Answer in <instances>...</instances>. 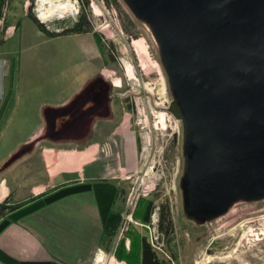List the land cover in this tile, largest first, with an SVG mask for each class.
<instances>
[{"label":"rangeland","instance_id":"obj_1","mask_svg":"<svg viewBox=\"0 0 264 264\" xmlns=\"http://www.w3.org/2000/svg\"><path fill=\"white\" fill-rule=\"evenodd\" d=\"M86 1L10 0L3 6L0 24L8 29L0 47V189L5 187L0 202H28L35 197L30 189L42 194L46 171L41 146L54 143L38 142L32 152L3 166L37 131V115L46 105L73 99L79 68L87 74L104 67L121 91L114 104L117 128L86 151L83 163L92 162L86 170L82 166L77 171L78 165L66 166L61 160L55 163L61 161L59 168L74 170L61 175L56 186L107 182L97 183L100 195L104 191L109 196L98 202L118 218L107 233L102 219L96 260L141 264V243L146 238L162 264H264V200L240 201L211 221L195 219L186 210L185 124L168 110L175 93L148 24L125 0H89L86 12L93 31L85 33L51 37L29 15L50 31L62 33L74 26ZM58 6L63 9L54 13ZM49 10L50 15L43 17ZM148 211L151 220L145 219ZM162 214L165 222L160 230ZM120 252L131 256L121 259Z\"/></svg>","mask_w":264,"mask_h":264},{"label":"water","instance_id":"obj_2","mask_svg":"<svg viewBox=\"0 0 264 264\" xmlns=\"http://www.w3.org/2000/svg\"><path fill=\"white\" fill-rule=\"evenodd\" d=\"M125 1L157 40L175 93L168 110L185 124L187 212L211 221L264 200V0ZM73 104L44 109V138L75 139Z\"/></svg>","mask_w":264,"mask_h":264},{"label":"crops","instance_id":"obj_3","mask_svg":"<svg viewBox=\"0 0 264 264\" xmlns=\"http://www.w3.org/2000/svg\"><path fill=\"white\" fill-rule=\"evenodd\" d=\"M68 100H58L53 102V105L49 104L52 107H60L71 102ZM43 104H48V101ZM47 106L37 115L39 128L23 143L39 140L45 136L47 120L44 109ZM48 141L54 144L41 146L46 171V178L41 181V185L44 186L42 192L55 187V181L61 175L74 171L59 168L58 164H55L57 160H61L66 166L67 163L78 165L77 171H81L82 166L86 170L92 163H83V156L92 145L81 146L73 140H68L71 142L70 145L64 146L48 138L41 139L39 143ZM30 190L34 193L32 197L39 194ZM98 201L96 191L81 192L46 205L13 222L0 234V248L10 255L13 261L0 259V264H20L23 261H52L56 264L93 262L91 264H94L104 232Z\"/></svg>","mask_w":264,"mask_h":264},{"label":"trees","instance_id":"obj_4","mask_svg":"<svg viewBox=\"0 0 264 264\" xmlns=\"http://www.w3.org/2000/svg\"><path fill=\"white\" fill-rule=\"evenodd\" d=\"M10 0H0V20L2 15V9L4 4H9ZM90 2L87 0L84 3V8L82 13L74 24L73 27L64 30L62 33L52 32L50 31L41 20L36 17L34 14L29 12L30 17H32L33 21L39 27V29L45 32L48 36L54 37L59 34H70V33H85L93 31V26L88 20V14L86 12L87 6H89ZM8 29V25L5 24L3 28L0 24V47L4 45L6 41V32ZM98 36V35H97ZM98 41L101 46H103V41L100 36L97 37ZM98 184L92 181H75L69 183H63L58 186L49 188L42 192V194L31 198L28 202H15L11 205L7 204L6 202H0V213L3 215V219L0 221V234L13 222L18 221L25 217L26 215L46 206L52 204L56 201H59L67 196L78 194L81 192L87 191H96L98 193V200L107 201L108 199V192H104L105 188H102L103 192L100 195V190L97 188ZM100 196V199H99ZM100 210L102 213V219L105 224L106 233L109 231V226L113 222L117 220L118 217L111 212H106L104 210V206L100 205ZM6 211L8 213L6 214ZM165 215L162 214L160 220V230H163L164 222H165ZM146 220H151V211L147 212L145 216ZM118 256L121 259H129L131 254L126 252H120ZM0 259L8 262H12L13 258L8 255L3 249L0 248ZM20 264H56L52 261H23ZM141 264H162V261L158 257L157 252L154 250L152 244L145 238L141 243Z\"/></svg>","mask_w":264,"mask_h":264},{"label":"flooded vegetation","instance_id":"obj_5","mask_svg":"<svg viewBox=\"0 0 264 264\" xmlns=\"http://www.w3.org/2000/svg\"><path fill=\"white\" fill-rule=\"evenodd\" d=\"M77 78L78 85L72 99L74 104L69 111V115H73L75 120L73 141L81 146L101 144L111 136L113 129L117 128L113 124L114 104L118 103L121 91L115 87L117 84L114 79L107 77L104 67L89 69L87 74H83L82 69L79 68ZM69 115L58 120V127ZM43 138L34 140L35 146ZM95 183L107 182L95 181Z\"/></svg>","mask_w":264,"mask_h":264},{"label":"bare ground","instance_id":"obj_6","mask_svg":"<svg viewBox=\"0 0 264 264\" xmlns=\"http://www.w3.org/2000/svg\"><path fill=\"white\" fill-rule=\"evenodd\" d=\"M61 9H63V7H57L56 9H54L53 10V12L55 13V12H57L58 10L60 11ZM50 15V10L49 11H44V14L42 15L43 17H45V16H49ZM140 46V45H139ZM141 47V46H140ZM127 73H128V75H131L132 76V74H133V71H132V69L131 68H128L127 69ZM118 84H119V82H117ZM58 162V161H57ZM61 164V161L58 163V165H60ZM57 165V166H58ZM62 166V165H61ZM54 167V166H53ZM53 169H55V167L53 168ZM39 188V187H38ZM4 189H5V187H4V185H2L1 186V195L3 196V195H5V191H4ZM39 192L41 191V189L40 190H38ZM102 262H103V259L101 258V257H98V259L96 260V263L95 264H102Z\"/></svg>","mask_w":264,"mask_h":264}]
</instances>
